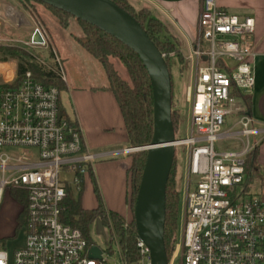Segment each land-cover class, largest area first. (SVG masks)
<instances>
[{
	"label": "built area",
	"instance_id": "2783aa9c",
	"mask_svg": "<svg viewBox=\"0 0 264 264\" xmlns=\"http://www.w3.org/2000/svg\"><path fill=\"white\" fill-rule=\"evenodd\" d=\"M8 9L0 7L8 27L28 25L23 13L13 9L19 13L14 16ZM35 31L43 42L30 40L26 46L48 49L44 34ZM254 31L252 17L229 15L215 0H200L194 39L185 41L183 49L178 44L161 54L164 60L182 59L181 68L188 71L190 119L188 135L175 142L186 151L187 180L179 236L168 264H264V170L256 178V192L248 191L254 174L248 159L264 139V126L245 105L255 85ZM31 57L46 65L41 56ZM50 58L57 62L51 52ZM15 78V63H0V206L5 195H22L15 231L23 232V243L9 252L0 240V264H130L118 244L101 249L64 223L69 190L81 192L98 155L86 150L75 121L60 117L57 87L43 85L31 71L19 82ZM232 115L238 118L222 130ZM225 139L238 140L241 147L217 152L215 143ZM106 230L100 233L103 238ZM136 246L140 260L133 264H150L144 244L137 239ZM92 247L100 258L90 256Z\"/></svg>",
	"mask_w": 264,
	"mask_h": 264
},
{
	"label": "crops",
	"instance_id": "0c3cea01",
	"mask_svg": "<svg viewBox=\"0 0 264 264\" xmlns=\"http://www.w3.org/2000/svg\"><path fill=\"white\" fill-rule=\"evenodd\" d=\"M145 1L160 13L176 46L180 44L183 49L185 41L194 39L200 0ZM215 1L217 8L226 14L254 19L255 85L248 114L259 126H264V0ZM63 54L66 59L69 58L68 52ZM89 56L84 60L93 74L88 75L80 69L81 74L70 71L65 75V89L61 92L65 96L60 95V104L69 119L81 129L86 150L98 155L93 162L92 173L84 179L82 191L86 187L94 193L97 190L104 210L119 215L129 223L133 220V212L129 203L132 159L125 151L130 147L128 136L117 100L109 90L105 70L95 58ZM253 157L254 163L264 168V139Z\"/></svg>",
	"mask_w": 264,
	"mask_h": 264
},
{
	"label": "trees",
	"instance_id": "16d2710c",
	"mask_svg": "<svg viewBox=\"0 0 264 264\" xmlns=\"http://www.w3.org/2000/svg\"><path fill=\"white\" fill-rule=\"evenodd\" d=\"M110 1L125 10L137 21V23L146 31L148 37L152 40L161 54L169 53L175 50L176 44L173 41L172 35H170L169 32V28L162 17L158 21L148 18L147 24H144V22L139 20V18H137V16L130 12V10L126 7L128 5V7L132 10V7L129 5L127 0ZM125 3H127L126 6ZM45 6L56 12V14L59 16V19L62 18V20H60V24L63 27L67 26V22L64 21V18H73L63 11L51 8L47 5ZM75 20L82 25L84 32V36L82 38H76L77 43L83 50L95 58L105 70L109 82V90H111L114 94L124 120L130 147L134 148L149 145L152 139L153 125L151 87L147 73L138 56L115 38L100 31L96 27L91 26L81 20ZM160 34H164V41H159L157 39V36ZM0 55V63H6L7 60H11L15 63L16 82H19L22 79L26 71H31L34 77L43 85L57 87L59 94L65 89V82L52 67L49 68L47 65L37 63L31 56L22 54L20 51L10 48L0 49ZM110 57L117 58L122 62L126 68L129 83H125L116 76L115 72L107 61ZM173 61H177L180 67L183 65L182 59ZM171 62L172 61L165 59L169 73ZM245 105L248 110L250 107V97L245 99ZM59 115L68 121L70 120L62 108L60 101ZM171 121L175 130L177 122L173 119L172 108ZM178 124L179 121L177 125ZM145 158V152L137 153L131 157L132 162L129 172L132 173L133 180L131 199L132 211L145 163ZM250 166L254 167V157H249L248 159L247 167ZM171 172L172 168L166 185L165 222L163 233L164 246L168 260L171 255V249L177 241L179 213V193L173 192L171 190ZM95 194L99 205L95 210L87 211L82 208L80 203L81 192L75 195L69 190L66 208L63 213L64 223L80 229L84 236L90 240V226L98 219L103 223L106 221V218L109 217L117 237V242L122 257L130 264L138 262L140 257L139 250L136 246L137 237L135 234L134 222L131 221L127 227L124 228L123 225L126 222L115 213L110 212L108 215H106L97 190H95Z\"/></svg>",
	"mask_w": 264,
	"mask_h": 264
},
{
	"label": "rangeland",
	"instance_id": "374dc122",
	"mask_svg": "<svg viewBox=\"0 0 264 264\" xmlns=\"http://www.w3.org/2000/svg\"><path fill=\"white\" fill-rule=\"evenodd\" d=\"M119 2L122 3L121 1ZM127 2L129 5H131L132 10L128 7L127 3H125V6L127 5L126 7L130 10V12L135 14L139 20L144 22V24H147L148 18L158 21L162 17L160 13L145 0H127ZM1 6H8L23 13L28 21V25L14 30L8 27L7 24L0 19V49H15L28 56H31V54L36 56L39 55L49 68L52 67L60 75L62 80L65 75L67 76V74L70 73V71L71 73L81 74L80 69L86 72L88 75L93 74V72L87 67V63L84 60V57H90L89 54H87L86 51L83 50L76 41V38H82L84 36V32L82 25L74 18H64V21L67 22V26L63 27L60 24V20H62V18L59 19V16L56 14V12L35 0H0V7ZM0 16L2 15L0 14ZM36 29H39L44 34L48 43V49H43L41 52L26 46V44L32 40V35ZM157 39L159 41H164V34L158 35ZM50 52L53 56V59H57V62H54V60L50 58ZM64 52H68V59L65 58L63 54ZM107 61L112 67L116 76L125 83H129L128 74L122 62L113 57L108 58ZM10 62L12 61H6V63ZM170 64V75L172 82L171 108L173 119L177 123L179 121V124L177 125L176 123L175 127V138L180 139L185 138L188 135V130L190 127L188 106L185 100L186 86L188 84V71L186 68L182 69L177 61H172ZM63 94L64 93H60L61 97L64 98L65 95ZM237 118L238 115L226 117L222 130L230 128ZM240 147V141L235 139H225L215 143V150L217 152L238 150ZM137 153L141 152H131L129 155L132 157ZM174 158L175 160L171 172L170 186L173 192L179 193L178 238L184 189L187 180V155L185 149L182 147H175ZM253 170L254 174L250 181V184L253 185V188L248 189V191L251 193L256 192V178L262 173L264 168L258 166L257 163H254ZM188 182L189 190H192L194 188L193 178L190 177ZM129 183L131 185L129 197V203L131 206L133 186L132 173H129ZM21 196L22 195H20L18 192H13L9 195L7 194L2 198L0 206V240L5 244L6 249L9 252L20 247L23 243V232L21 230L15 231L17 223L16 219L20 212ZM80 200L82 206L89 211L96 209L99 205L95 193L92 189H89V187H86V189L82 191ZM102 226L107 228L104 238L97 232L94 224L90 226L89 238L93 241V243L99 246L101 249L110 247L111 244H118L117 237L109 217H107L106 221L102 223ZM14 234L15 237H13ZM104 239L107 244L105 243Z\"/></svg>",
	"mask_w": 264,
	"mask_h": 264
},
{
	"label": "water",
	"instance_id": "95a60500",
	"mask_svg": "<svg viewBox=\"0 0 264 264\" xmlns=\"http://www.w3.org/2000/svg\"><path fill=\"white\" fill-rule=\"evenodd\" d=\"M63 11L115 38L136 54L144 67L152 96V139L149 145L129 147L127 152H145L146 158L133 207L135 234L149 252L150 264H168L163 233L165 195L175 156V130L171 121V76L164 58L146 31L125 10L110 0H37ZM32 42L42 43L38 31ZM96 230L102 233L100 220ZM97 247L92 258H100Z\"/></svg>",
	"mask_w": 264,
	"mask_h": 264
},
{
	"label": "bare ground",
	"instance_id": "6f19581e",
	"mask_svg": "<svg viewBox=\"0 0 264 264\" xmlns=\"http://www.w3.org/2000/svg\"><path fill=\"white\" fill-rule=\"evenodd\" d=\"M9 9V13H12V15H14V16H18L19 17V13H15V11H13V9L12 8H10V7H8ZM12 19H13V17H11ZM126 152L128 151L127 149L125 150Z\"/></svg>",
	"mask_w": 264,
	"mask_h": 264
}]
</instances>
